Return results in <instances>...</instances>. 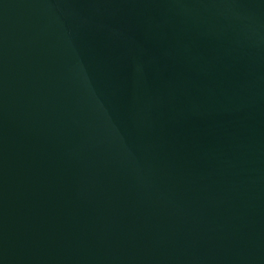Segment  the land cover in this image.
Listing matches in <instances>:
<instances>
[{"label":"water","instance_id":"95a60500","mask_svg":"<svg viewBox=\"0 0 264 264\" xmlns=\"http://www.w3.org/2000/svg\"><path fill=\"white\" fill-rule=\"evenodd\" d=\"M0 264H264V0H0Z\"/></svg>","mask_w":264,"mask_h":264}]
</instances>
